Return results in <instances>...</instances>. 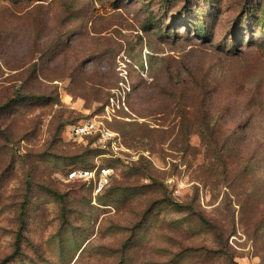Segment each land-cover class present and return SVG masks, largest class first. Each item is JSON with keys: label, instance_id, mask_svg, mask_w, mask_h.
Returning a JSON list of instances; mask_svg holds the SVG:
<instances>
[{"label": "rangeland", "instance_id": "374dc122", "mask_svg": "<svg viewBox=\"0 0 264 264\" xmlns=\"http://www.w3.org/2000/svg\"><path fill=\"white\" fill-rule=\"evenodd\" d=\"M0 264H264V0H0Z\"/></svg>", "mask_w": 264, "mask_h": 264}, {"label": "built area", "instance_id": "2783aa9c", "mask_svg": "<svg viewBox=\"0 0 264 264\" xmlns=\"http://www.w3.org/2000/svg\"><path fill=\"white\" fill-rule=\"evenodd\" d=\"M112 120L111 116L105 117ZM71 133L76 140L83 141L87 138L93 139V144L105 152H112L113 156L122 155L119 153L121 137L118 132L112 131L105 123V120L87 119L76 123ZM115 169L108 166L96 165L94 168H73L68 176L63 179L67 184L78 183L90 186L93 195L96 197L103 194L112 184V177Z\"/></svg>", "mask_w": 264, "mask_h": 264}, {"label": "trees", "instance_id": "16d2710c", "mask_svg": "<svg viewBox=\"0 0 264 264\" xmlns=\"http://www.w3.org/2000/svg\"><path fill=\"white\" fill-rule=\"evenodd\" d=\"M196 109L202 118L200 128H201V134L203 136V140H205L207 137L209 138L212 137L216 132V129L212 127V118H211L212 111L210 110L208 103L205 101L201 102L200 106L197 107ZM92 142H93V139L87 138L81 141V143L79 144H84V146L88 147ZM94 149L100 153H105L104 150L98 147H95ZM73 168H86V167H73ZM68 173L65 174L64 176L61 175L60 179L63 180L64 178H66L68 176Z\"/></svg>", "mask_w": 264, "mask_h": 264}]
</instances>
